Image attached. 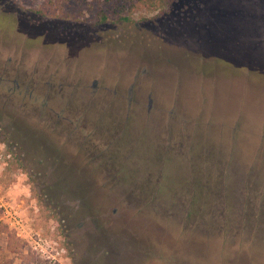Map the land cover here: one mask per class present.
Masks as SVG:
<instances>
[{"label": "rangeland", "instance_id": "rangeland-1", "mask_svg": "<svg viewBox=\"0 0 264 264\" xmlns=\"http://www.w3.org/2000/svg\"><path fill=\"white\" fill-rule=\"evenodd\" d=\"M153 1L0 0V264H264V0Z\"/></svg>", "mask_w": 264, "mask_h": 264}, {"label": "trees", "instance_id": "trees-1", "mask_svg": "<svg viewBox=\"0 0 264 264\" xmlns=\"http://www.w3.org/2000/svg\"><path fill=\"white\" fill-rule=\"evenodd\" d=\"M126 2V0H124ZM141 1V0H140ZM171 1V0H170ZM125 2H122V6L118 8V10L120 11L121 14H119V19L121 21H129L130 20V5L132 4L133 0H127V2H131V4L129 6H125ZM154 3L156 2H163L164 0H155L153 1ZM157 7V5H154ZM126 12V13H125ZM259 201L261 202L259 204V206H257V208H253L249 210V214H247L246 216H248V221H255L260 227H264V223L261 222L260 217L261 215L264 213V192L262 193L261 198L259 199ZM254 207V206H251Z\"/></svg>", "mask_w": 264, "mask_h": 264}, {"label": "built area", "instance_id": "built-area-1", "mask_svg": "<svg viewBox=\"0 0 264 264\" xmlns=\"http://www.w3.org/2000/svg\"><path fill=\"white\" fill-rule=\"evenodd\" d=\"M12 220H14V222H16L17 224H19V221L16 219L15 213L12 215Z\"/></svg>", "mask_w": 264, "mask_h": 264}]
</instances>
